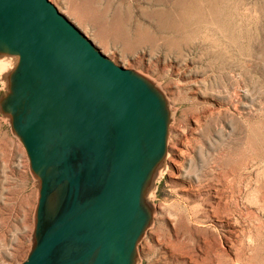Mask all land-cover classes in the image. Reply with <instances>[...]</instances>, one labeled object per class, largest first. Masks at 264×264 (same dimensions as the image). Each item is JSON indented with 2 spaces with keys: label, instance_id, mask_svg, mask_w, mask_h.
<instances>
[{
  "label": "rangeland",
  "instance_id": "rangeland-1",
  "mask_svg": "<svg viewBox=\"0 0 264 264\" xmlns=\"http://www.w3.org/2000/svg\"><path fill=\"white\" fill-rule=\"evenodd\" d=\"M49 1L172 106L139 264H264V0ZM36 200L0 114V264L26 258Z\"/></svg>",
  "mask_w": 264,
  "mask_h": 264
},
{
  "label": "water",
  "instance_id": "water-1",
  "mask_svg": "<svg viewBox=\"0 0 264 264\" xmlns=\"http://www.w3.org/2000/svg\"><path fill=\"white\" fill-rule=\"evenodd\" d=\"M0 114L35 180L20 264H139L173 109L49 0H0Z\"/></svg>",
  "mask_w": 264,
  "mask_h": 264
},
{
  "label": "bare ground",
  "instance_id": "bare-ground-1",
  "mask_svg": "<svg viewBox=\"0 0 264 264\" xmlns=\"http://www.w3.org/2000/svg\"><path fill=\"white\" fill-rule=\"evenodd\" d=\"M5 65H6L5 60H1V61H0V67H1L2 69H4V68H5ZM234 258H235V257H234Z\"/></svg>",
  "mask_w": 264,
  "mask_h": 264
}]
</instances>
